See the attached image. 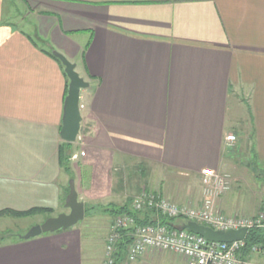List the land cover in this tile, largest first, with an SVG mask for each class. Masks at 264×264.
<instances>
[{"label":"crops","instance_id":"obj_1","mask_svg":"<svg viewBox=\"0 0 264 264\" xmlns=\"http://www.w3.org/2000/svg\"><path fill=\"white\" fill-rule=\"evenodd\" d=\"M12 2L0 0V213L40 210L43 223L65 209L59 130L68 80L53 51L91 82L80 95V138L95 161L189 179L233 173L238 158L224 146L239 92L251 126L249 142L242 134L246 162L264 167V0H24L27 30L8 21ZM232 176L233 191L215 201L222 213L264 211V192L250 201L245 179ZM120 194L109 205L123 206ZM26 232L0 237V264H96L76 226L21 239ZM134 264L182 263L148 251Z\"/></svg>","mask_w":264,"mask_h":264},{"label":"rangeland","instance_id":"obj_2","mask_svg":"<svg viewBox=\"0 0 264 264\" xmlns=\"http://www.w3.org/2000/svg\"><path fill=\"white\" fill-rule=\"evenodd\" d=\"M6 8L9 9V13L6 16L8 21L20 23L23 25L25 30H27L29 27V21L25 20L27 19L25 16L27 17L29 11L24 0H18L15 2L13 0L12 3L6 4ZM87 82L89 84L91 83L89 81ZM237 94L238 97L236 96L233 101L235 114L233 116H229V125L231 127L230 132L231 135L235 137V141L231 147L224 146V149H228L229 153L231 152L233 157L235 156L238 158L236 161L238 166L234 169L233 173L229 172L228 169L226 171L215 172L221 177L225 175L228 176V191H222L214 184L211 187L213 188V195L211 194V198L214 203L215 210L221 214L223 213L216 206L215 201L219 196L233 191L232 188L234 186L232 184V174L241 175V177L245 179L246 182L244 183L248 185V188L246 189L247 198H249L250 201L252 198L251 196H255L257 191L264 192V167H258L247 163L251 153L249 147L247 148V145L249 146L248 142L250 141L251 133L247 96L241 93L239 94V92ZM81 105L83 106V111L85 107L82 102ZM242 127H245V133H242ZM242 134L248 138L246 148L243 145L245 144L244 141L246 140V137L243 138ZM75 144L76 145L73 144L74 146L72 147L71 158L75 154L77 155V158L70 160L69 168L71 174L67 175L68 183L70 180L73 181L76 192L79 193L77 194L79 201H85L84 206L87 209V213H85L83 221L79 222L76 227L81 229V233L83 234L82 240L84 254L87 255V253H91L92 257L96 260V264L100 262L102 254L103 259L99 264H103L104 255H106L104 252L105 242L108 235L109 225L113 220L112 216L107 215L110 207L109 204L112 202L116 203L115 201L119 196H121V192H126L128 194V197L122 195L124 204L128 203V201L132 204L134 198L140 194V192L137 191H146L150 187L162 189L167 200L177 205L180 204L179 206L183 207L195 205L198 203V200L203 197V191L205 188L201 183V173L198 174V176L196 175L197 177L189 179L186 178V176L184 177L183 175L176 174L177 172L173 171V169L168 170L159 167L142 169L141 167H138L137 164H122L120 161H115L113 164H108V162L102 164L101 161L99 162V160H94L90 151H84V142H82L81 138ZM261 184L262 186H259ZM141 188L142 190H140ZM207 188L211 189L209 187ZM108 190H111L110 194H108ZM124 197L127 198L124 199ZM175 197L181 200L179 204L178 202H174L175 200L173 198ZM258 212L261 211L259 210L255 214ZM62 213H68V211L60 208L58 211L50 213V216L49 214H46V219L56 217ZM255 214L250 215L234 212L231 215H223L227 217H248ZM42 217L43 216H28L22 218H11L6 216L0 217V237L4 234L19 236L24 231H28L31 227L40 224L43 221L41 219ZM148 251H151L152 256L155 258H163V256H166L168 260L177 259V261L182 264H188L184 258L170 252L149 249L146 253ZM255 258H264V255H256L254 259ZM121 262L122 260L119 264Z\"/></svg>","mask_w":264,"mask_h":264},{"label":"built area","instance_id":"obj_3","mask_svg":"<svg viewBox=\"0 0 264 264\" xmlns=\"http://www.w3.org/2000/svg\"><path fill=\"white\" fill-rule=\"evenodd\" d=\"M79 107L82 111L81 102ZM234 141L233 135H228L225 138L229 147ZM76 158L75 154L71 159ZM201 175V183L205 190L203 197L195 205L179 206L164 196L143 190L134 198L131 204L132 211L140 216L148 211H155L156 214L168 218L181 217L215 231L226 232L244 229L247 235L249 231L264 232V211L248 217H227L215 210L211 198L213 195L211 187L214 184L222 191H228L229 178L227 175L221 177L208 169L203 170ZM123 231H129L130 243L126 247L120 264H134L149 249L178 255L184 258L188 264H257L254 262V257L264 255V243L252 245L245 253L247 235L243 241L215 243L187 230L168 229L159 223L137 224L133 216L123 214L115 216L109 225L103 264H115V257L119 251L118 244L123 238Z\"/></svg>","mask_w":264,"mask_h":264},{"label":"water","instance_id":"obj_4","mask_svg":"<svg viewBox=\"0 0 264 264\" xmlns=\"http://www.w3.org/2000/svg\"><path fill=\"white\" fill-rule=\"evenodd\" d=\"M52 56L63 66L64 73L68 80L67 94L64 98L62 107L59 137L61 142L73 145L80 138L81 131L82 115L79 107L80 95L82 91H86L90 88V84L79 76L75 64L67 60L62 54L53 51ZM68 187L69 193L64 203V208L68 213H62L56 217L48 218L43 223L31 227L26 234L20 236L21 239L29 240L45 234L66 231L83 221L85 217V206L79 201L72 180L69 181ZM180 230H187L194 235H198L207 241L215 243L243 241L247 235L244 229L222 232L212 230L209 227L194 222H187L180 227Z\"/></svg>","mask_w":264,"mask_h":264},{"label":"trees","instance_id":"obj_5","mask_svg":"<svg viewBox=\"0 0 264 264\" xmlns=\"http://www.w3.org/2000/svg\"><path fill=\"white\" fill-rule=\"evenodd\" d=\"M35 40L40 41L38 38H35ZM34 43L36 44V42ZM40 45L45 46V43L43 41H40ZM55 60L58 61L57 59ZM72 147L73 145L66 144L63 142L61 143V146H60V164H61V168L63 169L66 175L71 174L69 167H70V160H71V155H72ZM67 193H69L68 187L66 189V194ZM40 212H41L40 210H32L27 213L1 212L0 217L6 216V217H11V218H22V217L34 216ZM46 213H48L50 216V212H46ZM85 213H87L86 208H85ZM107 213H108L107 214L108 216H112V217L123 215V214L131 215L135 218V221L137 224L159 223L160 225L165 226L168 229H179L181 226L187 223L186 219L184 218H181V217L168 218L166 216L156 214L155 211H148L143 216H140L137 213L132 211L130 201H128V203H125L123 206H120V207L110 205L109 211ZM128 233L129 231L122 232L123 238L118 244L119 251L115 257V264H119V262L122 260L125 254L126 247L130 243V237ZM7 236H12V235L11 234L3 235V237H7ZM257 243H264V232L249 231L245 239V249H244L245 253L248 252V249L252 245L257 244Z\"/></svg>","mask_w":264,"mask_h":264}]
</instances>
